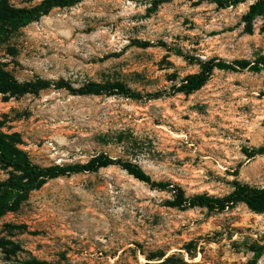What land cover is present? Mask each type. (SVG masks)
I'll use <instances>...</instances> for the list:
<instances>
[{
    "label": "rangeland",
    "instance_id": "374dc122",
    "mask_svg": "<svg viewBox=\"0 0 264 264\" xmlns=\"http://www.w3.org/2000/svg\"><path fill=\"white\" fill-rule=\"evenodd\" d=\"M42 1L9 3L32 8ZM154 1L83 0L10 32L0 61L18 81L63 79L74 88L120 82L141 99L77 96L54 86L1 97V130L19 133L20 148L43 167L84 164L105 153L138 165L157 183L180 185L189 197L227 195L235 178L264 187V156L243 153L264 145V71L215 70L199 91L176 92L200 71L176 50L204 61L264 54V16L251 35L242 21L257 0L227 9L210 0H172L154 9ZM172 200V192L118 166L50 180L0 219V264L30 256L147 264L154 253L188 264H249V247L264 246V213L243 204L223 213L179 210L168 206Z\"/></svg>",
    "mask_w": 264,
    "mask_h": 264
},
{
    "label": "trees",
    "instance_id": "16d2710c",
    "mask_svg": "<svg viewBox=\"0 0 264 264\" xmlns=\"http://www.w3.org/2000/svg\"><path fill=\"white\" fill-rule=\"evenodd\" d=\"M83 0H44L39 5L32 8H15L10 5V0H0V47L4 45L10 32L17 31L29 24L39 21L43 16L48 15L53 9L73 7ZM172 0L154 1V9L160 5L169 3ZM220 9L236 7L246 3L248 0H210ZM264 16V0H257L249 6L248 11L243 15L242 21L245 23L244 32L254 33V23L257 18ZM264 32V26L262 27ZM135 45L141 48L151 47L152 44L146 41H136ZM176 54L183 57L191 64L199 66L200 71L196 74L185 77L177 88L178 93L191 95L203 88L210 80L215 70L238 72L249 70L254 73L264 71V54L258 55L254 61L247 59H237L227 62L221 59L201 60L200 58L184 54L181 50H176ZM54 86L56 89H65L72 95L77 96H101L122 95L129 98L141 99V96L132 93L124 84L116 83H96L89 82L86 85L74 88L68 82L61 79L57 82L37 79L30 82L18 81L0 61V98L21 97L26 94H38ZM161 93L153 95L158 99ZM4 123L0 121V171L6 178L0 177V219L9 212H18L21 205L26 201L32 191L41 189L50 180L64 176L79 173H94L100 169L118 166L125 170L140 182L146 183L152 187H158L172 192L173 200L168 203L169 207L179 210H188L194 208H204L211 213H223L227 210L236 208L243 204L249 210L257 214L264 213V187L254 186L243 183L237 178L232 181L233 190L224 196L209 195L208 193L187 196L185 190L180 185L169 183H157L138 165L126 161L122 158H112L108 154L101 153L94 156L87 163L73 165H53L43 167L35 164L30 159L28 153L20 148L22 139L19 133L8 134L3 132ZM243 153L248 159L257 156H264V145L248 149L244 148ZM237 172L234 176H237ZM249 250L254 254L249 264H258V261L264 254L263 245H252ZM190 252V251H189ZM9 255H16V250L7 251ZM7 254V256H8ZM8 261H11L8 256ZM147 264H188L183 259L175 255L165 258L164 253H154L148 256ZM159 260L160 262L155 263ZM17 264H62L49 262L30 256L24 260H18Z\"/></svg>",
    "mask_w": 264,
    "mask_h": 264
}]
</instances>
